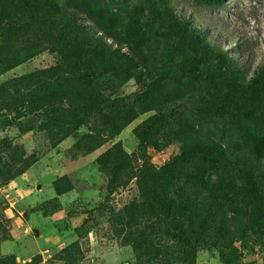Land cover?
Listing matches in <instances>:
<instances>
[{
  "label": "rangeland",
  "instance_id": "obj_1",
  "mask_svg": "<svg viewBox=\"0 0 264 264\" xmlns=\"http://www.w3.org/2000/svg\"><path fill=\"white\" fill-rule=\"evenodd\" d=\"M218 1L68 0L82 12L73 15L91 28L95 41L113 50L123 72L128 67L124 77L100 81L98 92L111 101L101 114L115 107H132L136 114L113 136L98 132L104 142L92 150L100 113L80 112L84 124L50 136L35 109L38 85L19 86V92L10 87L19 77L51 67L54 79L71 75L57 19L50 41L33 22L14 48L17 60H24L0 74V264H264V175L252 169L256 163L264 168V107L255 129H226L221 135L211 119L201 118L197 125L195 104L180 106L185 95L195 93L191 80L201 85L209 80L204 68L218 65L207 56L205 38L188 36L171 21L172 11L206 33L227 58H238L246 82L258 79L264 85V0ZM10 11H18L15 3ZM124 18L130 25H121ZM29 91L35 93L26 107L22 99ZM159 112L224 149L214 171L225 200L232 202L225 212L232 219L228 236L210 226L202 234L190 218L191 227L204 237L182 245L167 234L170 217L141 196L137 172L142 158L158 173L182 147L170 134L157 136L155 145L140 144L135 130ZM114 144L129 158L126 170L99 161ZM248 172L258 178L255 185L246 183ZM234 182L237 196L230 188Z\"/></svg>",
  "mask_w": 264,
  "mask_h": 264
},
{
  "label": "trees",
  "instance_id": "obj_2",
  "mask_svg": "<svg viewBox=\"0 0 264 264\" xmlns=\"http://www.w3.org/2000/svg\"><path fill=\"white\" fill-rule=\"evenodd\" d=\"M207 1L214 3L217 0ZM13 3L18 9L17 12L10 11ZM73 13L82 14L80 10L73 9L68 0H0V56H2L0 74L24 60V57L17 60L14 48L29 32L34 21L37 20L40 29L47 31L50 41L54 37V19H57L62 44L67 48L64 53L71 68V75L64 79L61 77L54 79V67H51L36 74L19 77L10 83V87L19 92V86H28L32 82L38 85L35 109L44 116L41 128L50 136H54V132L60 128L71 130L84 124L86 120L81 119L80 112L89 116L100 113L99 123L93 127L98 135L93 137L90 143L92 150L104 142L98 132L113 136L132 121L136 114L132 107L125 109L115 107L110 113L112 115L101 114L103 109L111 106V101L98 92L100 81L104 84L112 78L117 80L124 77L128 67H125L123 72L113 50L96 42L95 33L89 26L80 23ZM170 14L171 21L178 27H184L187 35L193 40L205 38L203 42L209 47L207 56L218 65L212 69L204 68L209 80L206 78L205 81H201V85L196 80H191L195 85V93L185 95L180 106L186 108L195 104L203 115V117L197 115L199 119L197 125L201 126V118L211 119L218 123L221 135L226 129L239 133L246 132L250 127L255 129L254 126L264 107L262 80L246 82L238 58L232 60L227 58L215 44L209 43L206 33L193 26L191 21L177 18L173 11ZM121 25L126 27L130 24L124 18ZM188 62L192 69L194 65L191 61ZM191 76L196 78L198 75L193 73ZM37 79H40V84ZM34 93L35 91H29L25 99H22L26 107L31 105V96ZM245 102L251 106L247 107ZM162 114L164 113L159 112L150 116L137 127L135 134L140 144L155 145L157 136L170 134L182 143V147L179 154L164 164L158 173L150 167L147 158H142V164L137 172L141 196L144 200L154 201L156 207L163 209L164 214L170 217L166 225L169 229L167 234L182 245L190 246L201 240L204 237L202 234L209 231V226L228 236L233 229L230 222L232 219L228 218L225 212L232 202L229 199L225 200L226 192L221 185L220 177L214 171L218 161L224 157V149L214 143L211 144L209 138L200 140L180 119L166 121ZM68 116L69 119L66 121L65 117ZM67 135L68 131H65L62 137ZM254 150L256 154L257 150L260 154L258 146L257 150ZM99 161L114 170L120 167L126 170V166L129 165L128 156L118 144H114L101 155ZM252 169L258 172L256 174L264 175V168L258 166V163ZM244 176L246 183L248 180L254 185L257 182L258 178L250 175V172ZM230 188L237 196L239 189L237 183H230ZM214 213L218 214L217 217L213 216ZM190 218L197 223L202 234L197 235L190 225Z\"/></svg>",
  "mask_w": 264,
  "mask_h": 264
}]
</instances>
